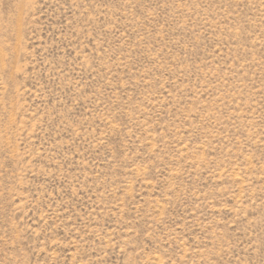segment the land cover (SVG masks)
Listing matches in <instances>:
<instances>
[{"label":"rangeland","instance_id":"1","mask_svg":"<svg viewBox=\"0 0 264 264\" xmlns=\"http://www.w3.org/2000/svg\"><path fill=\"white\" fill-rule=\"evenodd\" d=\"M0 264H264V0H0Z\"/></svg>","mask_w":264,"mask_h":264}]
</instances>
